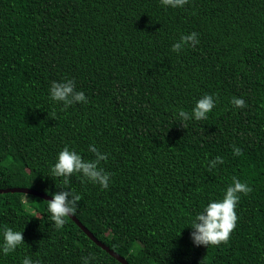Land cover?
<instances>
[{
    "label": "trees",
    "instance_id": "obj_1",
    "mask_svg": "<svg viewBox=\"0 0 264 264\" xmlns=\"http://www.w3.org/2000/svg\"><path fill=\"white\" fill-rule=\"evenodd\" d=\"M192 32L198 44L171 50ZM66 79L86 103L50 99ZM205 94L208 119L183 128L178 110L191 115ZM89 145L107 154V189L51 175L65 146L92 160ZM233 177L253 191L240 194L229 241L194 245L192 220ZM13 187L74 190L76 218L129 264H264V0H0V189ZM28 198L0 193V244L5 226L25 243L0 249V264H121Z\"/></svg>",
    "mask_w": 264,
    "mask_h": 264
},
{
    "label": "clouds",
    "instance_id": "obj_2",
    "mask_svg": "<svg viewBox=\"0 0 264 264\" xmlns=\"http://www.w3.org/2000/svg\"><path fill=\"white\" fill-rule=\"evenodd\" d=\"M164 6L173 8L183 7L188 0H160ZM198 33L192 32L188 35H181L180 39L172 45V51L179 53L185 46H195L199 43ZM50 99L56 102H63L64 108L75 103H86L87 99L82 91L76 90L74 80L66 79L63 82H52L50 89ZM231 104L237 108L246 107L244 99L232 97ZM216 100L213 95H203L194 105L191 115L183 109L178 110V116L181 120V126L184 128L185 121L190 119L206 120L207 114L215 107ZM54 118V117H53ZM233 155L241 156L242 150L232 145ZM89 151L94 154V159L85 160L81 155L65 146L57 156V160L51 168V175L63 177L65 186L70 184V177L74 173L82 174L88 181L98 184L101 188L107 189L110 181V173L106 172L99 165L107 159V154L102 153L95 147L89 145ZM223 157L217 156L208 162L209 169L215 168L217 164H223ZM67 189V190H64ZM253 191L246 182H241L236 177L232 178V183L227 187L221 200L209 202L202 212L196 214L192 220L190 228V238L196 246H219L226 244L231 233L236 227L238 216L236 207L240 200V194L248 195ZM47 193V189H45ZM25 199L28 194L24 193ZM81 195L69 188H60L59 191L51 193V199L46 200L47 208L51 214V220L54 221L57 228L63 227L65 217L75 214V210ZM3 238L0 249L4 255L13 252L18 246L25 244L22 231H14L11 227L5 226L2 229ZM179 235V234H178ZM92 257H84L83 264H89ZM22 264H40L39 260L33 261L25 256Z\"/></svg>",
    "mask_w": 264,
    "mask_h": 264
},
{
    "label": "water",
    "instance_id": "obj_3",
    "mask_svg": "<svg viewBox=\"0 0 264 264\" xmlns=\"http://www.w3.org/2000/svg\"><path fill=\"white\" fill-rule=\"evenodd\" d=\"M22 193L24 194L25 192L28 195H33L39 198L46 200H50L51 196L36 190V189H30V188H26V187H13V188H5V189H0V193ZM76 224L78 227H80L82 229V231L96 244L98 245L100 248H102L103 250H105L107 253H109L110 256L114 257L117 261H119L121 264H129L127 262V260L116 254L114 251H112L108 246H106L102 241L98 240L77 218L75 215H70L69 216Z\"/></svg>",
    "mask_w": 264,
    "mask_h": 264
}]
</instances>
